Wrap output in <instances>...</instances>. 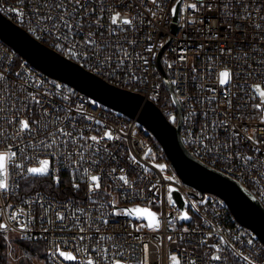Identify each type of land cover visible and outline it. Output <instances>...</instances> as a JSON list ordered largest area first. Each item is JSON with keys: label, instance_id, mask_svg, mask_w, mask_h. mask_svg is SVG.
Masks as SVG:
<instances>
[{"label": "built area", "instance_id": "obj_1", "mask_svg": "<svg viewBox=\"0 0 264 264\" xmlns=\"http://www.w3.org/2000/svg\"><path fill=\"white\" fill-rule=\"evenodd\" d=\"M177 1L82 0L81 9L74 0H61L64 13L54 6L57 0H0V11L88 70L143 94L177 123L178 108L158 62L162 51V64L175 81L181 104L187 148L240 181L264 204V97L259 94L264 91V0H184L175 20ZM116 12L132 23L113 24ZM46 13L67 19L72 39H60L66 29L43 21ZM89 33L93 44L87 43ZM100 49L102 56H94ZM5 69L0 153L9 159L8 188L0 190V224L5 222L6 228L0 231L6 236L44 239L49 264H248L243 257L264 264L260 237L220 195L184 182L155 134L136 117L48 75L0 37V71ZM225 69L231 75L221 84ZM24 120L30 131H20ZM59 129L71 133L75 143ZM106 131L114 138H80L104 137ZM52 140L69 142L49 147ZM44 159L50 160L44 176L61 196L23 189L34 175L26 169L41 166ZM93 175L100 188L90 192ZM173 189L181 193L189 220L181 219ZM134 208L154 211L158 226L142 215L130 216Z\"/></svg>", "mask_w": 264, "mask_h": 264}, {"label": "water", "instance_id": "obj_2", "mask_svg": "<svg viewBox=\"0 0 264 264\" xmlns=\"http://www.w3.org/2000/svg\"><path fill=\"white\" fill-rule=\"evenodd\" d=\"M183 1L178 0L174 6L175 20L180 17ZM0 37L48 75L71 85L108 107L128 116L136 117L155 134L184 182L203 192L208 191L220 195L227 202L236 218L250 227L264 242V204L240 181L206 164L187 148L181 132V104L162 64V51L159 54L158 62L166 86L173 95L178 108L177 123H173L154 101L145 99L144 95L137 91L107 81L75 60L42 43L1 11ZM168 43L163 46V49ZM0 176L6 181V172ZM171 197L182 208L183 214L187 213L189 218L186 220H189L191 215L184 207L185 202L181 193L173 189ZM152 213L154 211L147 208H134L131 210L130 216L142 215L149 219L150 225H154L156 221H159V217L155 213L154 217L151 216Z\"/></svg>", "mask_w": 264, "mask_h": 264}, {"label": "snow or ice", "instance_id": "obj_3", "mask_svg": "<svg viewBox=\"0 0 264 264\" xmlns=\"http://www.w3.org/2000/svg\"><path fill=\"white\" fill-rule=\"evenodd\" d=\"M69 2H72V0H69ZM75 4L83 9L84 5H83V2L82 0H74ZM156 0H153V3H155ZM54 6L56 8H58L61 12H64V13H67V8L65 7V5L61 2V0H57V2L54 4ZM191 8H196V5L195 4H192L190 5ZM13 11H17L19 12L18 9H14ZM175 11V10H173ZM39 14V13H38ZM71 18V15L69 14V19ZM41 19L43 21H46V22H52L53 26L55 27L56 26V23L59 22V24L61 26H63L65 29H66V34H64L62 37H59L60 39H64L65 41H68L70 39H72L67 33H71L72 32V29H73V25L69 24L68 20L67 19H64L62 18L61 16H55L53 17L50 13H46V14H43L41 15ZM118 21L124 23V24H131L132 23V20L131 19H128L126 18L123 14L119 13V12H116L113 16H112V23L115 24L117 23ZM257 28L260 27V25H256ZM93 34L89 33V39L87 40V43L89 44H93L94 41H92L90 39V37L92 36ZM66 45H62V47H65ZM164 44H160L159 47H163ZM69 50V53L72 54V49H68ZM153 49L152 47H148L147 48V51L151 52ZM102 53H103V49H100L99 51L95 52L94 53V56H102ZM110 59V57L108 58H105V62H107V60ZM145 64H147V60L145 59ZM99 63V61H98ZM8 72L7 69H5L4 71H0V81H5L8 79V75L6 74ZM15 75L17 77L20 76V73L17 72L15 73ZM231 73L229 70L225 69L223 70L221 73H220V83L221 84H225L227 83L229 77H230ZM172 83H175V81H173ZM6 87V86H4ZM258 89H259V86H256ZM260 96L261 97H264V91H260L259 92ZM34 99V97H33ZM37 103H39V101H37ZM257 107H260L259 105H257ZM67 118V117H66ZM171 119L175 120V117H171ZM32 123H36L35 121H33ZM20 131L21 132H24V131H30V124L27 120H24V121H20ZM61 135H64V136H67L69 138H71V142L72 143H75V138H72V134L71 133H65L63 129H59L58 130ZM81 139H85V140H91V141H94V142H99V140L101 139H113V134L111 131H106L104 133V137H97V136H91V137H83L81 135L80 137ZM251 139V138H250ZM69 141H63L60 145H57V141L56 140H52L51 143L48 145L49 147L53 146V145H57V146H66L67 143ZM82 147V146H81ZM73 153H68V155H72ZM12 156H15L16 153L13 152L11 153ZM9 159V155L7 153H0V175L4 174L7 170V161ZM248 159L250 160L251 157H248ZM41 167H32V168H27L26 171L27 173H30V174H38V175H48L49 174V165H50V161L48 159H45V160H42L41 162ZM159 167L163 168L164 166L163 165H159ZM121 179H124L125 182L127 183V180L125 177H121ZM91 181L93 182L92 184H90L89 186V191H95L96 189H99L100 188V184H99V177L98 176H91ZM55 182L57 184H59V177H55ZM73 187H76L78 188L79 185L77 184H74ZM8 188V184L6 183V181L4 179H0V190H6ZM151 216H155L154 213L150 214ZM58 218L60 219H63V214H58ZM189 217L187 216V213H184L183 216L181 217V219H188ZM104 223H107L108 221L107 220H104L103 221ZM158 223L159 221H156V224L158 226ZM3 228H6V225L5 224H0V229H3ZM81 239H83V237H81ZM171 239V238H170ZM248 243L251 245L253 242L251 240L248 241ZM61 256H65L66 253L64 252H60L59 253ZM68 259L70 260H74L75 259V256H72V255H68L67 256ZM215 259H220L219 257H215ZM243 259L245 261L248 262V264H255V260L251 257H243ZM89 264H92L91 261H89ZM114 264H121V261L120 260H116L114 262ZM146 264V262H145Z\"/></svg>", "mask_w": 264, "mask_h": 264}, {"label": "trees", "instance_id": "obj_4", "mask_svg": "<svg viewBox=\"0 0 264 264\" xmlns=\"http://www.w3.org/2000/svg\"><path fill=\"white\" fill-rule=\"evenodd\" d=\"M51 182L49 176L31 175L23 182L22 186L23 189L27 187L32 190H45L61 196L54 189ZM2 219L0 211V223ZM14 238L12 244L6 235L0 232V264H33L35 258L45 259V264H49L47 260V244L44 239L22 238L16 235Z\"/></svg>", "mask_w": 264, "mask_h": 264}, {"label": "rangeland", "instance_id": "obj_5", "mask_svg": "<svg viewBox=\"0 0 264 264\" xmlns=\"http://www.w3.org/2000/svg\"><path fill=\"white\" fill-rule=\"evenodd\" d=\"M3 232V231H0ZM4 233V232H3ZM10 242L13 244L15 235H8L6 236ZM33 264H45V259L35 258Z\"/></svg>", "mask_w": 264, "mask_h": 264}]
</instances>
